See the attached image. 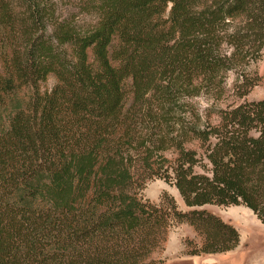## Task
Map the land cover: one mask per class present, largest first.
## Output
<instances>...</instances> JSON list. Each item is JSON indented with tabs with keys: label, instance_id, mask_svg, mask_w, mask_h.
Segmentation results:
<instances>
[{
	"label": "trees",
	"instance_id": "1",
	"mask_svg": "<svg viewBox=\"0 0 264 264\" xmlns=\"http://www.w3.org/2000/svg\"><path fill=\"white\" fill-rule=\"evenodd\" d=\"M263 49L264 0H0V264H162L182 223L233 250L207 206L264 226Z\"/></svg>",
	"mask_w": 264,
	"mask_h": 264
},
{
	"label": "rangeland",
	"instance_id": "2",
	"mask_svg": "<svg viewBox=\"0 0 264 264\" xmlns=\"http://www.w3.org/2000/svg\"><path fill=\"white\" fill-rule=\"evenodd\" d=\"M254 69L261 80L247 94V100L264 98V49L262 57ZM233 76V73L229 75V82ZM55 81L53 76H49L42 88H50ZM230 100L231 98L228 101ZM163 193L172 196L179 208L186 210L176 189L160 179L148 181L142 191L144 198L155 203L159 202ZM206 208L226 221H230L239 232V243L221 259L223 264H264V226L248 208L243 205L207 206ZM189 238L197 240L196 237H193L190 226L185 223L179 224L167 232L164 242L153 252L151 257L163 260L162 264H191L190 261L179 262V259L182 260L181 258L188 259L193 256L185 254L187 248L184 242ZM205 262V264H216L212 259Z\"/></svg>",
	"mask_w": 264,
	"mask_h": 264
},
{
	"label": "crops",
	"instance_id": "3",
	"mask_svg": "<svg viewBox=\"0 0 264 264\" xmlns=\"http://www.w3.org/2000/svg\"><path fill=\"white\" fill-rule=\"evenodd\" d=\"M191 228V227H190ZM192 229V228H191ZM193 232V237H195V233L192 229ZM231 252V251H230ZM229 252L226 253H221V254H202V255H193L190 256L188 259H183L182 260L179 259V262H185V261H190L191 264H205L206 260L212 259V261H214L216 264H223L222 263V258L225 257V255H228ZM186 255H189L187 253H185Z\"/></svg>",
	"mask_w": 264,
	"mask_h": 264
}]
</instances>
